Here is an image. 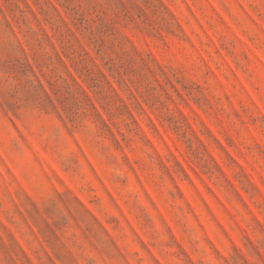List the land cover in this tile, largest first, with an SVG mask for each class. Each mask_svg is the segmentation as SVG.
<instances>
[{"label": "rangeland", "instance_id": "374dc122", "mask_svg": "<svg viewBox=\"0 0 264 264\" xmlns=\"http://www.w3.org/2000/svg\"><path fill=\"white\" fill-rule=\"evenodd\" d=\"M0 264H264V0H0Z\"/></svg>", "mask_w": 264, "mask_h": 264}]
</instances>
